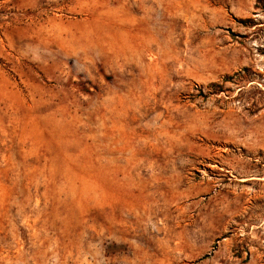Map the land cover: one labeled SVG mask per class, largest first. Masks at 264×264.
I'll list each match as a JSON object with an SVG mask.
<instances>
[{
	"label": "rangeland",
	"instance_id": "rangeland-1",
	"mask_svg": "<svg viewBox=\"0 0 264 264\" xmlns=\"http://www.w3.org/2000/svg\"><path fill=\"white\" fill-rule=\"evenodd\" d=\"M0 264H264V0H0Z\"/></svg>",
	"mask_w": 264,
	"mask_h": 264
},
{
	"label": "trees",
	"instance_id": "trees-1",
	"mask_svg": "<svg viewBox=\"0 0 264 264\" xmlns=\"http://www.w3.org/2000/svg\"><path fill=\"white\" fill-rule=\"evenodd\" d=\"M245 71V70H244ZM225 80H228V79H225ZM219 86L218 85H215V84H211V85H209L208 87H207V89H208V93L210 94V95H212V94H216V93H218V92H221V91H219ZM200 94H202V93H200Z\"/></svg>",
	"mask_w": 264,
	"mask_h": 264
}]
</instances>
